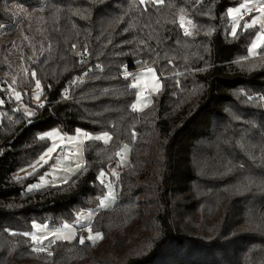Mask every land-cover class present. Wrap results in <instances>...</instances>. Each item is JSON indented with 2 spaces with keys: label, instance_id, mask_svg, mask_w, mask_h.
Here are the masks:
<instances>
[{
  "label": "trees",
  "instance_id": "obj_1",
  "mask_svg": "<svg viewBox=\"0 0 264 264\" xmlns=\"http://www.w3.org/2000/svg\"><path fill=\"white\" fill-rule=\"evenodd\" d=\"M241 1L0 0V264H264V47L249 53L259 30L244 27L250 13L231 35ZM143 67L162 88L133 111ZM12 78L31 117L2 89ZM36 80L43 107L32 103ZM53 128L111 139L86 141L85 170L69 182L25 192L47 166L15 174ZM125 145L118 178L111 164ZM100 173L118 191L111 208L100 207ZM86 209L101 239H57L52 256L29 250L21 234L34 222L73 224Z\"/></svg>",
  "mask_w": 264,
  "mask_h": 264
},
{
  "label": "rangeland",
  "instance_id": "obj_2",
  "mask_svg": "<svg viewBox=\"0 0 264 264\" xmlns=\"http://www.w3.org/2000/svg\"><path fill=\"white\" fill-rule=\"evenodd\" d=\"M241 4H247V8H241L240 7ZM261 4H264V0H242L239 5L231 7L230 9H239L238 13H231V14L229 13L231 22L233 23V27H235L237 24H239V26L241 25V15L244 13L245 14L250 13V15L247 17L248 19L244 20L243 22L244 27L247 23H251L253 18H259L261 20H264V15H261V13H259L256 10L257 8L260 7ZM252 28L259 29L255 35V38H256V36L260 32V26L256 25L255 27H252ZM237 29L238 27L236 28V30ZM255 38L252 41V43L255 41ZM252 43L250 44V47H249V53L251 55H256L260 48L256 49V52L254 54L253 51L251 50ZM149 69H151L152 71H149ZM132 85L136 86L134 89L137 91V96H136V101L134 104L138 105L137 110L145 109L148 106H150L153 102L154 95H156L162 88V82L154 67H143V68L138 69L132 77L131 86ZM158 87H159V91H157ZM20 88H21V85L18 84V80L14 78H12V81L7 83L6 86L2 87V89L7 90V96L9 97V99L14 98V100L16 101L14 110H21L24 112L32 111L34 113L35 108L32 106L30 107L29 105L24 103V98L26 96V92L28 91L27 88L22 87L21 88L22 90ZM16 92H19L21 94L20 100L15 99ZM41 94H42L41 86L37 88V86L35 85V87L33 88V97H32L33 104L37 105L42 102ZM37 95L39 96V99H36ZM0 99L2 98L0 97ZM3 106H4V103L0 105V121H1L2 116L7 113L6 109L2 108ZM45 133L46 134L52 133L50 137H46L50 141L49 146L46 148V150L49 147H51L54 143L58 145L59 147H57V150L51 154V158L46 157V160H47L46 163L37 165L36 171L42 167L47 166L46 172L42 174L37 180L30 183L25 188V192L42 190L47 187L65 184L64 183L65 179H67L69 182L74 176L73 172L77 164L84 165L85 163L84 145L86 141L91 140V139H87L86 138L87 136L96 137V136H104L105 134H107V137H110L111 139V135L108 133L95 134V133L85 131L83 129H77L73 133L68 134V133H64L59 128H53ZM110 139H107V142H109ZM101 141H103L104 143H107L105 140H101ZM46 150L42 154H44ZM129 150H130V147L128 145H125L122 148L123 159L119 158L111 164V169L113 171V174H117L118 178H119V175L122 169L129 162V154L127 155ZM39 157L37 158V160L39 159ZM36 161L32 164H35ZM30 165L18 171L15 174L16 178L28 176L27 173H30V172L33 173L32 168L29 167ZM105 177L110 178V175L105 174ZM33 186H36V187H33ZM109 193H111V195H109ZM118 201H119L118 191L113 185L108 188V193L102 200L104 204L103 208H111ZM93 212H94V209L82 210L77 219L80 222L77 223V220H76L73 224H71L73 230L76 229L78 234L81 233V236L85 237V241H88L87 237L90 234L88 231V227L89 226L91 227V220H92ZM89 213H91L90 216H89ZM84 217H88V219H84ZM34 225H37L39 227H34ZM63 225L65 224L55 225V224H50L47 222L43 223V222L36 221L33 224L32 231H30L29 233L36 232L38 236L48 235L50 232L62 233L64 231ZM95 233H97V231H93L91 229V234L95 235ZM52 239L53 238L49 236V239L44 241V246L47 247L48 251L51 250Z\"/></svg>",
  "mask_w": 264,
  "mask_h": 264
},
{
  "label": "snow or ice",
  "instance_id": "obj_3",
  "mask_svg": "<svg viewBox=\"0 0 264 264\" xmlns=\"http://www.w3.org/2000/svg\"><path fill=\"white\" fill-rule=\"evenodd\" d=\"M164 3V0H140V4L143 5L145 7V9L147 8V5L148 4H152V5H162ZM241 8H247V4H241L240 6ZM259 13H261V15H264V4H261L259 8L256 9ZM239 12V9H230L229 10V13H238ZM184 24H185V20H184V17L182 16L180 18V26L183 28L184 27ZM256 25H259L260 26V32L258 33V35L256 36L255 38V41L252 43V46H251V50L253 51V53L255 54L256 52V49H259V48H262L264 47V20H261L259 18H253L251 23H247L245 25L246 28H252V27H255ZM239 27V24H237L235 27H233V29L231 30V35L233 37H236L237 35V32H236V28ZM184 34L185 35H192L191 32H189L187 29H184ZM73 47H75V45H73ZM86 54V53H85ZM149 71H152L151 69H149ZM33 76H35V72H33L32 74ZM128 75L127 73H125V76L124 78L127 79L128 78ZM36 83V86L37 88L40 87V81L39 80H36L35 81ZM73 83H76V81H73ZM133 88H135L136 86L135 85H132ZM157 91H159V87L157 88ZM65 99H67V96L65 95L64 96ZM15 99L16 100H20L21 99V94L19 92H16L15 93ZM36 99H39V96L37 95ZM249 100H252L253 97L249 96L248 97ZM256 99H264V97H257ZM4 103V101L2 99H0V105H2ZM44 105L43 104H40L39 107H43ZM137 107L138 105L137 104H133L132 105V109L133 111H136L137 110ZM142 110V109H141ZM26 115L28 117H31L32 115H34V113L32 111H27L26 112ZM52 135V133H47L45 135H42L40 137H38L39 139L43 140L45 139L46 137H50ZM87 139H96V140H105L107 142V139H110V137H107V134H105L104 136H96V137H92V136H87L86 137ZM57 147H59L58 145H56L55 143L49 147L46 152L44 154H42L39 159L36 161L35 164H32L30 165L29 167L32 168L33 172L36 171V167L37 165H41L43 163H46L47 160H46V157L47 158H51V154L53 152H55L57 150ZM119 155V154H118ZM122 158V157H121ZM85 170V166L84 165H81V164H77L74 172H73V175L77 174V173H81L82 171ZM23 171V170H22ZM28 175H31L32 173H27ZM100 176L101 177H104L105 174L104 173H100ZM21 177H17V179H20ZM70 179V177H69ZM68 180L65 179L64 183H67ZM101 183H104V180L101 179L100 181ZM33 187H36V186H33ZM31 190V189H29ZM109 195H111V193H109ZM104 204L103 202H101L100 204V207H103ZM91 215V213H89V216ZM84 219H88V217H84ZM80 221L77 220V223H79ZM34 227H39L37 225H34ZM66 228H69L71 229L72 226L71 225H65ZM88 231H89V236L87 237V240L91 243H95L98 239H101L102 238V233H95V235H92L91 234V227L89 226L88 227ZM11 235H17L16 232H11ZM21 235H23L24 237H28L30 239V241L32 242V246L30 247V251L32 252H36V253H45L46 255L48 256H52L53 253L48 251L47 250V247L44 246V241L45 240H48L49 239V236H51L53 239H52V243H55V241L57 239L59 240H72L75 238V232L74 231H70L68 235H63L59 232H50L48 235H41V236H38L36 234V232H32V233H29V232H24L22 233ZM79 243L81 245L85 244V237L81 236L79 238Z\"/></svg>",
  "mask_w": 264,
  "mask_h": 264
},
{
  "label": "crops",
  "instance_id": "obj_4",
  "mask_svg": "<svg viewBox=\"0 0 264 264\" xmlns=\"http://www.w3.org/2000/svg\"><path fill=\"white\" fill-rule=\"evenodd\" d=\"M46 133H44L43 135H45ZM129 154V156H130V150L128 151V153H127V155ZM95 212H96V210H94V212H93V215H92V220H91V223H92V221H93V218H94V215H95ZM80 215V214H79ZM65 225H71L72 223H64ZM65 225H63V227H64V231L61 233V234H63V235H68L69 234V232L70 231H74L75 232V237H77V236H81V233L80 234H78V232L76 231V229H69V228H66L65 227ZM53 244V243H52Z\"/></svg>",
  "mask_w": 264,
  "mask_h": 264
},
{
  "label": "built area",
  "instance_id": "obj_5",
  "mask_svg": "<svg viewBox=\"0 0 264 264\" xmlns=\"http://www.w3.org/2000/svg\"><path fill=\"white\" fill-rule=\"evenodd\" d=\"M243 15H246V14L244 13V14H242V16ZM71 87H72V85H70L65 91H63L64 96L65 95L68 96L70 94ZM103 180H104V183H102V184L104 186L111 187V181L108 177H104Z\"/></svg>",
  "mask_w": 264,
  "mask_h": 264
},
{
  "label": "water",
  "instance_id": "obj_6",
  "mask_svg": "<svg viewBox=\"0 0 264 264\" xmlns=\"http://www.w3.org/2000/svg\"><path fill=\"white\" fill-rule=\"evenodd\" d=\"M40 121V120H39ZM35 122H38L37 120L35 121H30L29 124H32V123H35Z\"/></svg>",
  "mask_w": 264,
  "mask_h": 264
}]
</instances>
